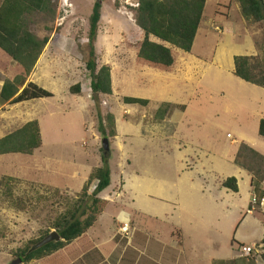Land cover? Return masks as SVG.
<instances>
[{"label":"rangeland","instance_id":"374dc122","mask_svg":"<svg viewBox=\"0 0 264 264\" xmlns=\"http://www.w3.org/2000/svg\"><path fill=\"white\" fill-rule=\"evenodd\" d=\"M94 1L58 0L55 18L42 14L34 17L33 32L41 39L48 36L49 42L27 82L38 84L53 97L0 103V138L30 120L39 122L42 137V146L33 154L0 155V264H11L21 257L17 254L29 241L56 231L51 227L56 217L66 210L69 199L78 197L91 172L103 165L99 114L110 112L117 128L106 153L112 182L99 195L102 210L96 224L71 245L18 264H119L135 232L141 234L150 228L157 233L175 227L170 232L180 235L176 227L180 226L190 247L194 244L200 250L207 245L214 253L227 249L223 254L233 251V238L254 239L255 227L238 224L252 199L247 195L248 178L242 181L239 194L226 189L230 193L226 195L222 187L211 189L219 204L215 205L207 191L203 194L197 188L195 194H190L193 190L188 194L191 184L183 177L195 169L204 174V164L209 172L208 160L213 164L222 161L227 173H232L239 168L231 158L242 143L241 132L258 135L255 118L260 110L264 113V89L221 67L214 56L220 54L217 51L224 39H230L232 48L243 41L241 37H250L256 53L264 56V22L241 21L236 0H207L191 52L176 49L175 67H184L179 73L187 76L183 82L169 84L172 77L164 76L165 71L137 62L144 33L135 22L136 0H104L95 48L98 68L111 67L112 94L95 95L87 68ZM152 40L159 42L155 37ZM224 50L229 54L228 46ZM17 69L0 49V88L4 80L22 73ZM77 84L80 92L73 89ZM179 86L182 91L176 92ZM172 94L179 95L175 100L182 103H171L167 117L177 116L176 124L166 123L173 136L164 140L157 135L164 122L160 125L155 114L162 99L174 98ZM127 96L149 99V103L129 104L124 101ZM183 104L187 110L180 116ZM242 124L246 131L240 129ZM151 129L156 132L153 138ZM195 161H203V166L195 167ZM4 176L20 180L14 195L29 200L23 209L4 198ZM95 184L91 183L90 194ZM260 188L263 192L264 183ZM257 208L261 207L256 206L255 211L264 214ZM126 223L127 230L123 228ZM262 244L263 240L255 244V257L264 254Z\"/></svg>","mask_w":264,"mask_h":264},{"label":"trees","instance_id":"16d2710c","mask_svg":"<svg viewBox=\"0 0 264 264\" xmlns=\"http://www.w3.org/2000/svg\"><path fill=\"white\" fill-rule=\"evenodd\" d=\"M104 0H95L90 16L88 33L89 60L87 68L92 76L91 89L95 95L112 94L111 67L102 65L98 68L95 42L98 37L101 9ZM207 0H136L135 22L144 33L139 43L137 62L147 67L165 72L174 70L178 53L176 49L191 52L198 30L202 24ZM240 17L244 21L264 22V0H236ZM58 0H1L0 1V49L9 56L21 74L3 81L0 90V103H21L53 94L34 82H27L42 55L49 37L39 38L32 30L36 15L42 14L55 18ZM152 37L159 40L154 41ZM264 54V44H263ZM262 54V53H261ZM236 55L233 74L244 81L264 88V56ZM17 69V70H18ZM80 92V85L75 88ZM124 101L129 104L148 105L149 99L127 96ZM171 103L163 102L158 107L155 119L162 122L166 119ZM99 130L104 138H114L117 133L116 120L113 113L105 116L99 114ZM258 132L264 137V118L259 122ZM42 146L41 129L37 120H30L15 131L0 138V155L10 153L33 154ZM104 150V149H103ZM235 164L252 175V185L258 190L264 181V155L242 142L234 160ZM19 179L4 176L2 184L6 186L4 198L16 208L25 207L29 200L14 195ZM95 182L93 192L89 187ZM111 185V171L108 167V156L103 155V165L94 169L82 191L74 200L68 201L67 208L60 213L52 228L60 236V240L51 241L46 245L32 250V247L44 237L32 240L19 251L22 262L44 258L64 248L81 237L91 228L102 210V199L99 197ZM222 186L234 192L238 189L235 176L223 180ZM259 191V190H258ZM257 191V192H258ZM59 193V190H55ZM256 215L264 220V214L259 211ZM83 216H86L83 219ZM47 235L49 231L46 232ZM46 235V236H47ZM264 243V239H263ZM264 259V254L262 255Z\"/></svg>","mask_w":264,"mask_h":264},{"label":"crops","instance_id":"0c3cea01","mask_svg":"<svg viewBox=\"0 0 264 264\" xmlns=\"http://www.w3.org/2000/svg\"><path fill=\"white\" fill-rule=\"evenodd\" d=\"M239 19L242 21V18H240V16H239ZM241 38L243 40L241 42L242 44L238 42V45H234L232 48L230 46L231 45L230 39H228V40L224 39V41L222 43H220L219 49L217 51V53H220V54L216 55L217 57L214 56V62H216L218 65H221V67L228 68L232 73H233L234 68H235L234 57L236 55L252 56V55L257 54L256 53V47H253L252 42L249 39L250 37H241ZM226 46H228L230 48L229 54H226V51L224 50ZM254 49H255V51H254ZM219 51H221V52H219ZM182 69H184V67ZM182 69L179 68L178 65H176L175 69L172 72H164L163 75L172 77V80L169 82V84H171L173 81H182L183 82L182 78H186L185 76H187V74L185 73V74L181 75L179 73V71H181ZM184 83H186V79H185ZM1 87H2V85H1ZM0 90H1V88H0ZM174 90L176 92L182 91L181 86L177 87ZM172 95L174 98H172V96H170L169 99L164 98V99H162V101L174 103L176 105H179L182 103L180 101L175 100V99H178L179 95H176V94H172ZM183 105L185 106L184 111L177 110L180 112V116L185 114V112L187 110L186 105L185 104H183ZM176 117L177 116H175L173 118H172V116H171V118L166 117V119L163 120L164 126H161L159 128V130L157 131L158 132L157 135L159 138L164 139V140H166V138H167V139L171 140L173 133L170 131V128L168 129V127L166 128L165 126H166V123H168L169 121H170V125H171V123L172 124L174 123V126H175L176 123L174 122V120H176L175 119ZM262 118H264V113H262L260 110L259 114L255 118L256 129H257L256 133L258 132L259 122ZM161 124L162 123L160 122V125ZM245 127H246V125L242 124V127H240V129L243 131H246V129H244ZM151 132H152L151 136L153 138L154 137L153 134L156 132L154 129L153 130L151 129ZM247 132L246 133L241 132V138L240 139L242 140V142L244 140L245 143H247L249 146L253 147L254 149H256L257 151H259L260 153H262L264 155V137L261 136L259 134V132H258V135L255 134V136H252V135L248 136L249 133H247ZM229 135L230 134H227V137ZM231 143H233L232 140H231ZM240 143H241V141H240ZM181 144L182 143H180L178 140V145L181 146ZM197 148H198V146H197ZM237 151H238V146L235 149V155H233V157L231 158V160H233V162L235 160V156H236ZM195 162H196L194 165L195 167L198 165H199V167L203 166V161H200V164H198L197 161H195ZM207 162H209V164H208L209 170H210L209 172L205 170V167L207 166V164H204L205 167H202L204 174H199L198 169H195V171L192 172L193 173L192 175H188L189 177H183L185 182H187V183L189 182L191 184V189L188 190V194L190 192H192V190H193V192L190 194H195L196 189L199 188L203 194H205L207 191V195L212 198L213 203H215V205H219L218 202L215 201L214 196L212 194L213 190H211V189L214 188V190H215V188L222 187L225 189L226 195H229L230 193L226 190L228 188L223 187L222 182L227 177H230L231 174H234L233 176H235L238 180V189H239L235 193L239 194L240 193V185H241L242 181L246 180L248 178L250 191L247 193V195H248V197H250L252 195V199L250 200L248 205L245 206V208L243 209V211L241 213V217H239L240 221L238 220L239 221L238 222L236 219V222H238L239 226L240 225H246L248 223L249 226L255 227L256 228L255 238L252 240H249V241H245L244 240L245 237H241V236H239V238L241 240L233 238V240H232L233 241L232 243L234 244L233 251H229L228 254H223L222 252L227 250V249H225V248H222V250L221 249H218V250L215 249L216 251L214 253L213 250L210 251V248L207 245L201 246L200 250H197L196 247H199V246L194 245V244L190 247L188 242L186 241L187 236L183 232V228L180 226H176L177 230L181 231L180 235H178V234L173 235L170 232V231H173V229L175 227L172 228L171 230H168V231L164 230L163 232L160 229L157 233H153L151 231L152 229L150 228V229H146V231L141 233V234H138L139 233L138 231L135 232V234L133 235V238L130 241H128V243L130 245L127 246L125 251H124V252H126V257H125V259H123L121 256V258L118 259L119 264L120 263L121 264H205V263L206 264H264V259L261 255H257L255 257L257 250H255L252 254L254 257L251 255L250 258L240 255V250H239L241 248V246H243V245L259 244L264 239V220L256 215V212H258V211H255L256 207H253V204H252L254 195H256V194H258L260 196L262 195L263 192L261 191V188L257 192V190H255L254 186L252 185V175H250L246 170L240 168L239 166H238L239 168H235V170L232 171V173H227V170L223 167L222 161H221V164H220V160H216L217 163H215V164L212 163L213 162L212 160H208ZM221 168H222V170H221V172H219V170ZM222 172L227 173V174H224ZM111 182H112V178H111ZM198 182H200L201 185H199ZM218 198H220V197H218ZM257 209H259V210H261V212H263V209H261V208H257ZM144 214L150 216L151 218L155 217V216H152V215L147 214L145 212H144ZM95 224H96V221H95L94 225ZM89 229L86 231V233L89 231ZM84 235H82L81 237H83ZM143 235H144V237H143ZM81 237H79V238H81ZM72 243H70L68 245H71ZM105 249H107V248H105ZM210 253L212 255H210ZM132 256L134 258H132ZM98 257H99L98 259H100V260L102 259V257H100V256H98Z\"/></svg>","mask_w":264,"mask_h":264},{"label":"water","instance_id":"95a60500","mask_svg":"<svg viewBox=\"0 0 264 264\" xmlns=\"http://www.w3.org/2000/svg\"><path fill=\"white\" fill-rule=\"evenodd\" d=\"M103 149H104V154L110 151V141L108 138H104L103 140ZM58 240H60V236L55 230H53L47 236H45L42 240H40L37 244H35L32 247V250L38 249L51 241H58ZM21 262H22V258L19 257L17 258V260L13 261L11 264H18Z\"/></svg>","mask_w":264,"mask_h":264},{"label":"built area","instance_id":"2783aa9c","mask_svg":"<svg viewBox=\"0 0 264 264\" xmlns=\"http://www.w3.org/2000/svg\"><path fill=\"white\" fill-rule=\"evenodd\" d=\"M264 183V181L262 182ZM259 197V198H258ZM253 207H256V206H259L261 207V209L264 210V189H263V193L261 196H256L254 195V198H253ZM129 227L128 223H126L125 227H123L125 230H127ZM264 245V244H262ZM259 247H262L261 245ZM257 249V245L253 244V245H249V246H241L240 248V254L244 257H249L253 254L254 250Z\"/></svg>","mask_w":264,"mask_h":264}]
</instances>
